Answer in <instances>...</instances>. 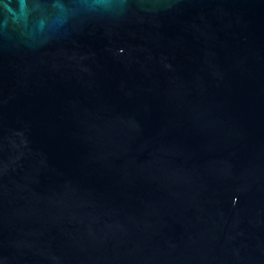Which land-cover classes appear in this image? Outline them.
I'll list each match as a JSON object with an SVG mask.
<instances>
[{"label":"water","instance_id":"water-1","mask_svg":"<svg viewBox=\"0 0 264 264\" xmlns=\"http://www.w3.org/2000/svg\"><path fill=\"white\" fill-rule=\"evenodd\" d=\"M0 264H264V0H0Z\"/></svg>","mask_w":264,"mask_h":264}]
</instances>
